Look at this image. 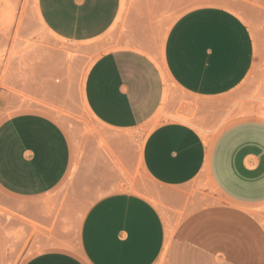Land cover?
<instances>
[{"label":"crops","instance_id":"obj_1","mask_svg":"<svg viewBox=\"0 0 264 264\" xmlns=\"http://www.w3.org/2000/svg\"><path fill=\"white\" fill-rule=\"evenodd\" d=\"M122 4L38 0V12L57 37L87 42L110 30ZM255 53L250 27L239 13L221 5L197 7L171 26L159 62L134 47L101 54L88 71L85 102L104 125L135 129L159 111L166 79L188 96L218 98L246 79ZM72 160L70 138L55 118L36 110L8 113L0 90V191L23 203L21 212L42 227L25 225L31 244L44 245L22 264H156L166 249V264H264L259 215L264 207V119L232 121L211 139L179 119L150 130L142 162L155 181L166 187L199 179L210 183L206 198L198 193L169 244L168 221L159 207L143 195L120 191L88 209L80 227V254L49 245L55 229L43 203L67 178ZM185 201L177 194L170 203L182 207ZM4 247L0 227V260Z\"/></svg>","mask_w":264,"mask_h":264},{"label":"rangeland","instance_id":"obj_2","mask_svg":"<svg viewBox=\"0 0 264 264\" xmlns=\"http://www.w3.org/2000/svg\"><path fill=\"white\" fill-rule=\"evenodd\" d=\"M208 5L231 8L249 25L256 53L246 79L227 95L199 98L188 96L168 78L162 106L149 123L135 129L101 123L84 98L85 80L95 60L108 51L134 47L159 62L174 22L192 9ZM39 15L38 0H0V90L8 113L44 112L62 125L72 143L70 173L42 207L54 222L55 239L49 245L80 254V227L88 209L104 195L120 191L151 200L173 231L197 204L198 193L206 198L210 183L199 179L183 187H166L155 181L142 162L145 138L157 124L179 116L208 139L232 121L264 119V0H123L116 23L87 42L57 37L44 27ZM177 194L186 196L182 207L170 203ZM23 205L0 191V227L5 241L0 264H22L44 245L31 244L25 225L33 224L35 230L42 227L21 212ZM259 215L264 224V207ZM156 264H166L165 259Z\"/></svg>","mask_w":264,"mask_h":264},{"label":"bare ground","instance_id":"obj_3","mask_svg":"<svg viewBox=\"0 0 264 264\" xmlns=\"http://www.w3.org/2000/svg\"><path fill=\"white\" fill-rule=\"evenodd\" d=\"M176 118L179 119V120H184L185 119V117H183V116H179V117H176ZM171 235H172V230H170V228H169L168 229V244H169V240H170ZM167 248H168V245H167ZM166 253H167V249L165 250V253H163V256H162V258L165 259V260H166L165 257L167 256Z\"/></svg>","mask_w":264,"mask_h":264}]
</instances>
